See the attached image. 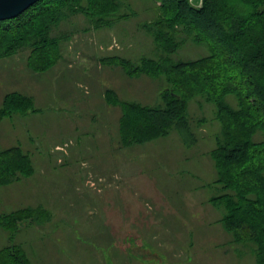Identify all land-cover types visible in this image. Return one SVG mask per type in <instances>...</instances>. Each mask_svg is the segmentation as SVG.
Here are the masks:
<instances>
[{"label": "rangeland", "instance_id": "rangeland-1", "mask_svg": "<svg viewBox=\"0 0 264 264\" xmlns=\"http://www.w3.org/2000/svg\"><path fill=\"white\" fill-rule=\"evenodd\" d=\"M127 1L136 18L113 29L95 30L87 29L83 16L74 17L58 29L72 35L64 60L49 72H33L31 81L16 77L19 86L8 84L3 89L33 97L40 112L0 122V133L8 130L0 139V149L19 143L31 155L35 169L18 185L0 187V215L27 208L28 201L35 204L32 208L52 214L47 220L41 218L39 229L27 226L17 233L13 242L23 248L30 264H125L119 258L127 244L119 233L123 222L118 221L125 208L126 230L134 235L128 248L138 245L154 256L140 264H254L252 249L232 241L223 228L222 212L209 202L217 191L211 185L216 170L209 154L216 147L218 123L195 126L198 142L193 146L175 132L124 148L119 134L120 108L107 104L110 112L106 110L105 117L97 123L85 122L92 110L104 112L103 85L119 89L120 97L127 101L160 103V81L145 76L132 79L122 69L102 63L111 55L134 61L156 55L151 38L140 27L155 16L154 5L146 0ZM206 53L204 48L188 44L176 58L194 60ZM20 56L26 57V53ZM6 65L0 63V76ZM110 72L117 73L122 83L111 79ZM11 74L16 76L15 71ZM128 79L136 81L129 83ZM118 80L119 88L115 86ZM126 83L134 86L126 87ZM89 100L96 108L87 104ZM192 103L190 114L195 123L202 117L210 122L208 106L203 110ZM70 120L78 127L68 124ZM43 159L49 170L41 165ZM125 160L139 169H130L134 172L130 185L122 187V178L114 173ZM112 182L116 188L112 192H122L120 199L104 193ZM25 195L31 199L25 200ZM112 213L117 219H107L114 217ZM8 244L9 234L0 229V250Z\"/></svg>", "mask_w": 264, "mask_h": 264}, {"label": "trees", "instance_id": "trees-1", "mask_svg": "<svg viewBox=\"0 0 264 264\" xmlns=\"http://www.w3.org/2000/svg\"><path fill=\"white\" fill-rule=\"evenodd\" d=\"M146 1L154 5L155 16L140 27L151 38L155 57L102 59L130 78L145 76L161 83L155 105L127 101L115 89L106 90L108 105L121 109V146L144 145L175 132L193 146L198 142L195 126L218 123L216 147L209 154L216 170L211 185L217 191L209 202L222 212L232 241L252 249L254 264H264V0H202L201 5L200 0ZM135 14L127 0L40 1L18 17L0 21V60L26 53L32 72H49L64 60L72 36L60 31L64 23L81 15L87 29H113ZM188 44L204 48L206 55L177 59ZM192 102L203 110L208 106L212 124L206 117L195 123ZM38 112L33 97L11 92L0 106V122ZM34 172L22 147L0 151V187ZM50 217L38 207L0 215V229L9 234L0 264H30L13 238L24 225Z\"/></svg>", "mask_w": 264, "mask_h": 264}, {"label": "crops", "instance_id": "crops-1", "mask_svg": "<svg viewBox=\"0 0 264 264\" xmlns=\"http://www.w3.org/2000/svg\"><path fill=\"white\" fill-rule=\"evenodd\" d=\"M16 57L17 58H15V60H10V58H5V59H1L0 60V63H7V65L5 66L6 71H4V76H0V106L3 103L4 97L8 93H11V92H20L19 90H15L13 88L12 89H7L6 91L3 90L6 86H8V84L13 85L12 87H14V88H16L17 86H19L15 82L16 81V79H15L16 77H18L19 79H30V81L34 77L33 76L34 73L31 72V70L28 67L26 57H23L22 56V58H21L20 55H16ZM12 71H15L16 72V76H14V77L12 76V74H11ZM123 75H125V73H123ZM109 77L111 79L117 78L122 83V81L120 79V76H118L117 73L111 75V72H110ZM132 79H134V78H132ZM138 79H140V78H138ZM119 80L117 81V84L115 85L117 88L120 87ZM128 81H129V83H131V81H136V80H129L128 79ZM125 86L126 87H131V86H134V85H131V84L126 83ZM108 88L109 87H106V86L103 85V87L101 88V91L103 92L102 95H101V92H100V95H101V98H102V101L101 102L103 103V105H106L105 107H107V108L104 107V112L103 113H99L96 110H92L91 113H88L89 117H87V121H85V122H87L86 124L97 123L98 121H100V117H102V116L105 117L106 116V112L107 111L110 112L109 106H107L108 103L106 102V98H105V92H106V90ZM115 90L117 92L119 91V89H115ZM23 94H25V93H23ZM87 104H89L90 106H93L94 108H96L95 105H93L91 103V101L88 102ZM74 123L72 122V120H70V122L68 124H72L73 125V128L76 127V126L78 127V125H76L78 123H75V124ZM72 125H71V127H72ZM7 134H8V130L7 129L4 130V131H2V133H0V139H2ZM18 144H14V145L7 146L5 148L0 149V151L7 150V149H10V148H13V147H22L21 145H18ZM27 154H29V153H27ZM70 156H71V154H70ZM113 158H116V155H113ZM112 161L115 163L114 160H112ZM45 162H47L46 159L41 160V165L43 166L44 170H49L50 169V166L48 165L47 167H45L44 166L45 165ZM109 162H111V161H109ZM104 163L105 164H108V161H106V162L104 161ZM104 163L103 164H100V170H102L105 167V164ZM119 167L120 168L118 169V171L116 173H114V174L118 175L120 177V179L122 178V181H123V184H124V185L122 184V187H127L128 185H130L129 181H131L132 176L134 175V172L131 173L130 172V169H133L134 168L135 170H137V169H139V167L138 166L137 167H130V166H128L127 163H126V160L123 163H119ZM69 169H72V168H69ZM22 181H23V179L20 180V181H18V182H16V183H14V184H12V185H18ZM112 184L114 186V182H112ZM113 186L109 185L106 188V191L104 192L105 195L106 194L108 195L106 197H111L112 199H113V197L115 199H120L119 196L122 195V192H118V194L113 193L112 190H114V188H115V186L114 187ZM119 188H117V189H119ZM121 188H120V191H121ZM99 195H101V194H99ZM125 195L126 194L124 192V196ZM24 198H25V200H29V199H31V196H26L25 195ZM125 199H126V196L122 200L125 202ZM27 204L28 205H26V207H31V206L35 205V204H32L29 201H28ZM124 205H125V203H124ZM123 210H124L123 213L119 212V214H118V221L119 222H121V221L123 222V227L120 228L121 232L119 231V233L122 234V236L120 234V237H122L124 239V243L127 244V245H124V247L121 248L122 251H123V253H121L122 251L120 252V255L121 256H120L119 259H122V261H120V262H123L124 261L125 264H140V263H143L142 261H145V260H148L150 258H153L154 257L153 256V253L147 252V251H143L142 247L141 246H138V245H133V246H131V248H128V244H129L128 240L130 239V237H134V235L131 232H128V230H126L127 215L125 213V208ZM107 212H108V209H107ZM111 215H114V217H115V214L112 213ZM51 217H52V214H51ZM114 217L113 216L112 217L110 216V218H107V219H109V220L110 219H112V220L117 219L116 217L115 218ZM46 222L49 223L50 221H46ZM27 226L28 227H33V228H38L39 229L40 227H38V226H42V224H34V223L33 224H29V225L26 224L22 228V230L19 231V232H22L23 230H26L28 228ZM135 237H137V236H135ZM127 248L128 249H131V251L128 252L127 251ZM150 254H152V256ZM125 259H126V261H125Z\"/></svg>", "mask_w": 264, "mask_h": 264}, {"label": "water", "instance_id": "water-1", "mask_svg": "<svg viewBox=\"0 0 264 264\" xmlns=\"http://www.w3.org/2000/svg\"><path fill=\"white\" fill-rule=\"evenodd\" d=\"M43 0H0V21L11 20Z\"/></svg>", "mask_w": 264, "mask_h": 264}, {"label": "built area", "instance_id": "built-area-1", "mask_svg": "<svg viewBox=\"0 0 264 264\" xmlns=\"http://www.w3.org/2000/svg\"><path fill=\"white\" fill-rule=\"evenodd\" d=\"M200 5L202 4V0H200V3H199Z\"/></svg>", "mask_w": 264, "mask_h": 264}]
</instances>
